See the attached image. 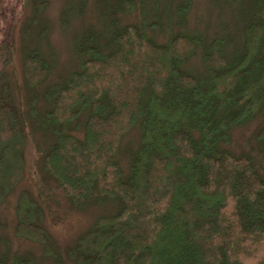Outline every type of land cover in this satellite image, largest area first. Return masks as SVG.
<instances>
[{"label":"trees","instance_id":"trees-1","mask_svg":"<svg viewBox=\"0 0 264 264\" xmlns=\"http://www.w3.org/2000/svg\"><path fill=\"white\" fill-rule=\"evenodd\" d=\"M29 1L6 7L0 0V203L26 170L27 119L4 73L15 9ZM36 3L42 11L45 2ZM121 3L123 12L135 6ZM242 30L232 60L223 36L203 47L205 73L197 76L183 66L202 46L200 37L180 33L158 44L128 23L110 36L106 52L82 49L81 68L46 92L51 106L44 128L57 139L44 154L45 171L72 200L98 193L122 202L68 249L72 264H264V176L251 155L222 147L232 127L264 114V0H251ZM50 69L37 50L23 58L30 88ZM35 109L34 98L30 113ZM138 121L141 141L124 178L116 154ZM259 136L264 140V126ZM16 214L15 233L53 254L43 211L27 191ZM33 261L0 252V264Z\"/></svg>","mask_w":264,"mask_h":264},{"label":"rangeland","instance_id":"rangeland-1","mask_svg":"<svg viewBox=\"0 0 264 264\" xmlns=\"http://www.w3.org/2000/svg\"><path fill=\"white\" fill-rule=\"evenodd\" d=\"M4 1L6 7H13L17 0ZM38 1L30 0L15 9L11 60L4 73L14 102L27 119V143L24 177L0 203V252L7 253L9 258L15 253L31 257L34 264H57V260L72 264L67 256L68 249L74 247L100 217L119 212L122 202L119 198L101 197L98 193L84 202L72 200L45 171L44 154L57 139L56 133L44 128L46 112L51 106L46 92L64 85L72 73L81 68L82 49L97 46L106 52L110 36L128 23L144 29L158 44H166L171 36L180 33L200 37L202 46L183 68L201 76L205 73L203 47L208 46L216 35L225 37L229 59L240 51L242 29L251 0H133L135 6L130 12L122 11V0H41L45 2L42 11L38 9ZM152 23L157 27L150 26ZM33 50L41 52L50 61L51 69L42 84L30 88L23 77V58ZM34 98L36 109L33 114L29 110ZM82 116L85 119V114ZM263 126L264 114L259 113L245 124L232 127L231 140L222 147L236 154L251 155L264 176V140L259 136ZM71 132L82 136L81 131L73 129ZM141 133L142 125L138 121L119 144L116 161L124 178L131 174L132 158L140 145ZM24 191L43 211L41 225L51 234V255L47 253L46 244L15 233L16 205Z\"/></svg>","mask_w":264,"mask_h":264}]
</instances>
